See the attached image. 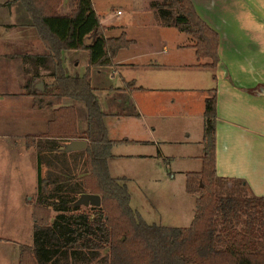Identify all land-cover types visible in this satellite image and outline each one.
Wrapping results in <instances>:
<instances>
[{
    "label": "crops",
    "instance_id": "obj_1",
    "mask_svg": "<svg viewBox=\"0 0 264 264\" xmlns=\"http://www.w3.org/2000/svg\"><path fill=\"white\" fill-rule=\"evenodd\" d=\"M111 1L93 0L106 37L126 34L132 41L118 51L112 65L91 68L92 84L107 113L108 136L117 141L109 159L111 175L125 177L130 184L137 164L155 157L174 166L185 180L189 172L201 171L206 99L215 89L217 174L242 179L249 194L264 196V93L258 92L264 85V0H192L198 14L219 34V61L214 68L208 65L210 58L197 56L191 35L157 17L152 2L162 0H142L128 14L131 8L116 11ZM73 3L64 5L62 0L60 11L68 13ZM13 26L22 28L13 33ZM13 43L19 52H13ZM46 51L22 3L0 0V194L4 196L7 183H23L29 175L38 178L37 146L29 147L28 137L43 136L55 106L34 108L25 86L33 73L40 75L34 78L37 85L52 81L51 70L32 57ZM70 51L63 53L65 68L64 55ZM86 52L79 76L89 66ZM43 76L50 80L45 82ZM63 103L76 106L79 132L86 129L82 103L70 98ZM46 109H51L50 118L45 123L41 118L38 124ZM177 171L171 172L170 181L176 180ZM234 186L239 187L238 182ZM36 196L37 192L31 199L34 207ZM18 205L28 211L21 200ZM6 239L10 238L0 236V242ZM25 245H33V235Z\"/></svg>",
    "mask_w": 264,
    "mask_h": 264
},
{
    "label": "trees",
    "instance_id": "obj_2",
    "mask_svg": "<svg viewBox=\"0 0 264 264\" xmlns=\"http://www.w3.org/2000/svg\"><path fill=\"white\" fill-rule=\"evenodd\" d=\"M19 1L47 48L36 59L53 77L43 89L33 78L25 86L27 94L34 108L55 106L43 136L28 137L29 147L37 146V196L33 245L22 247L20 264H264V196L249 194L244 180L216 171V90L206 99L203 167L187 174L186 190L197 195L191 224L149 223L131 206L126 178L110 173L117 141L108 136L107 113L91 80L92 67L112 65L118 51L132 41L126 34L106 37L93 0H76L68 13L60 11L62 0ZM152 6L163 24L191 35L197 56L210 58L208 65L216 67L219 34L198 14L192 0L154 1ZM67 50L88 51L89 66L82 76L66 71ZM258 92L264 93V85ZM65 98L84 106L87 127L82 132L77 108L65 105ZM74 139L87 141L84 149L72 153L85 159L80 177L71 170L66 156L70 153L59 149ZM231 182H238L236 189L227 188L235 192L219 195L218 188ZM82 192L100 194L101 206L82 209L77 204ZM103 249H108L106 256L101 255Z\"/></svg>",
    "mask_w": 264,
    "mask_h": 264
},
{
    "label": "rangeland",
    "instance_id": "obj_3",
    "mask_svg": "<svg viewBox=\"0 0 264 264\" xmlns=\"http://www.w3.org/2000/svg\"><path fill=\"white\" fill-rule=\"evenodd\" d=\"M68 1L69 0H63V4L65 5ZM141 2L142 0H112L111 5L114 6L116 11L119 8L128 10L133 6H137ZM75 3L76 0H74V3L70 6L69 11L75 7ZM23 9L24 8L22 7L23 14L26 15L24 12L25 10ZM131 10L132 8L127 11V14ZM12 28L14 33V31H17L18 29L20 30L22 26H13ZM41 45L43 46L42 43ZM12 48L13 52H19L21 50L20 47L14 43ZM86 53V51L81 50H73L65 53L64 60L69 74L79 76L78 74L84 72ZM32 57H36V54ZM75 60L80 62L79 66L73 65V61ZM33 78H40V75L33 73ZM44 80L47 82L50 78L44 77ZM45 111V114L38 118V124L41 121V118H43L44 123L48 117L50 118L51 109H46ZM15 113V109L13 108V114ZM70 143L71 142H67L65 144L67 150L69 151L68 153H70L66 156L68 157L67 159H70V164L72 163L71 170L75 171V176L80 177L84 170H86V165L84 164L85 159L80 156L75 158V156L72 155V153L76 150L68 148ZM62 148H64V146H59V149ZM172 171L176 172L177 169H175L174 166H169V163L159 161L157 157L151 161H142L137 164L135 172L132 173L134 176V182L131 181L129 184V181H126L131 195V206L138 210L142 217L149 223L175 227H187L193 220L192 215L196 210L197 195L186 192L187 180L183 179V175H180V172L177 171L175 181H170L172 179ZM115 174L118 173L115 171ZM29 176L23 183H7L8 187L5 188L8 191V194L5 196L0 194V236L10 238L6 239L9 241H5L3 243L0 242V253L2 255L0 258V264H18V262L20 264L22 244L27 241H32L33 224L31 223V214L34 202L31 199L37 192V179L36 176L34 178ZM233 187L234 183H229L228 186L219 187L218 194H233L236 189L235 187L234 192L233 190L229 191L227 189ZM9 196H11V200L8 199ZM19 200L27 205L28 211L24 207L18 205ZM4 205H7V209H5ZM79 206L82 209L87 210L90 209L91 205L79 204ZM192 208L194 209L192 210ZM192 211L194 213H191ZM55 214L56 212L52 211V215ZM19 224L22 226L16 229ZM3 225H5L6 230L2 229ZM107 254L108 249L101 250L102 256H106Z\"/></svg>",
    "mask_w": 264,
    "mask_h": 264
},
{
    "label": "water",
    "instance_id": "obj_4",
    "mask_svg": "<svg viewBox=\"0 0 264 264\" xmlns=\"http://www.w3.org/2000/svg\"><path fill=\"white\" fill-rule=\"evenodd\" d=\"M88 43L91 42V39L87 40ZM41 87L43 89V83H41ZM87 146V141L84 139H74L71 141L68 148L73 150H81ZM67 150V147H66ZM68 151V150H67ZM77 204L83 205H91V206H101L102 204V197L100 194L89 193V192H82L80 194V198L77 201Z\"/></svg>",
    "mask_w": 264,
    "mask_h": 264
}]
</instances>
